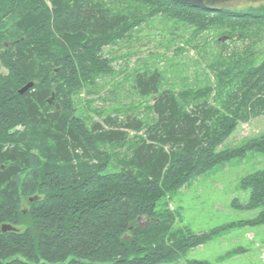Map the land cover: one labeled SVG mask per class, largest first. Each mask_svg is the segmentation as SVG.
I'll return each instance as SVG.
<instances>
[{"label": "trees", "instance_id": "obj_1", "mask_svg": "<svg viewBox=\"0 0 264 264\" xmlns=\"http://www.w3.org/2000/svg\"><path fill=\"white\" fill-rule=\"evenodd\" d=\"M224 3L0 0V264H179L220 233L264 226V168L239 181L247 200L230 202L258 211L249 220L194 233L157 206L217 166L264 157V133L222 148L239 123L264 116V3ZM154 21L189 30V46L215 33V84L177 88L159 68L112 66L109 50ZM123 83L136 102L99 110L100 121L86 114L82 95Z\"/></svg>", "mask_w": 264, "mask_h": 264}, {"label": "rangeland", "instance_id": "obj_2", "mask_svg": "<svg viewBox=\"0 0 264 264\" xmlns=\"http://www.w3.org/2000/svg\"><path fill=\"white\" fill-rule=\"evenodd\" d=\"M262 3L264 0H231L224 5L237 9L248 4L249 6H258ZM167 24L154 21L137 33L135 41L130 46L109 50V54L115 57L112 66L116 70L120 69L121 74L130 73L135 69L159 68L162 71V77L172 84H176L177 88L182 86L189 88L192 85L202 87L208 81L207 79L210 83L215 84L212 72L209 70L214 54L210 49L216 47L213 44L215 33L209 32L198 36L197 41L191 44L197 48H193L187 42L191 34L189 30L183 28L176 30L172 28V25ZM223 42L226 43V40ZM233 44L232 47L235 49L239 51L242 49L241 42ZM258 50L260 53L263 52L261 48ZM257 58L259 61L262 59L260 56ZM1 71L5 73V71ZM121 74L110 84L121 83V78L124 76ZM127 87L128 85L124 86L123 83L120 88L113 91L112 95L105 92L108 89H102L99 95H82L81 99L84 101L81 106L92 101L93 110H86V114L91 116L94 121H100L104 115L98 116L99 110L107 107L109 112L112 108L111 104L124 105L131 101H137V98L127 91ZM112 96L116 98L115 101L110 99ZM145 106V104H141L137 108L140 116L145 115ZM263 133L264 116L253 118L247 123H239L222 148L229 150L237 148L245 141ZM262 168H264V157L262 156L247 155L244 159H235L231 163L217 166L212 171L197 177L196 180L175 193L167 194L158 201L157 206L180 213L182 221L176 223V228L186 226L194 233L207 232L224 224L249 220L258 211H236L231 207L230 202L234 199H238L239 202L247 200V193L238 189V183L245 175ZM141 223L144 221L141 220ZM185 256L179 264H185L187 260H197L207 264H264V226L244 227L220 233L208 243L194 248Z\"/></svg>", "mask_w": 264, "mask_h": 264}, {"label": "water", "instance_id": "obj_3", "mask_svg": "<svg viewBox=\"0 0 264 264\" xmlns=\"http://www.w3.org/2000/svg\"><path fill=\"white\" fill-rule=\"evenodd\" d=\"M167 1H171V2L173 1L174 3H177V4H183V5L192 6L196 8H202L205 6V3H210L213 5L217 2H227L229 0H167ZM30 87H32V84H28L27 86H25L23 89L20 90V93L27 91ZM49 103H51V101ZM12 230L14 229L10 226H2L3 232L12 231Z\"/></svg>", "mask_w": 264, "mask_h": 264}]
</instances>
